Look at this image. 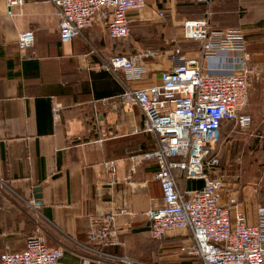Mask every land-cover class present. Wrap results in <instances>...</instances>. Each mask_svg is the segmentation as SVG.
<instances>
[{"label": "crops", "instance_id": "1", "mask_svg": "<svg viewBox=\"0 0 264 264\" xmlns=\"http://www.w3.org/2000/svg\"><path fill=\"white\" fill-rule=\"evenodd\" d=\"M240 7L246 9L241 18ZM205 14L211 29L240 28L252 70L243 108L250 126L223 121L207 160L218 164L205 170L222 181L220 204L229 207L231 221L241 212L247 225L258 223L264 185V0H146L143 9L128 13V37L111 39L103 24L108 16H102L66 43L59 40L58 10L48 0H25L10 15L6 0H0V253L22 250L39 228L48 246L63 250L58 264H114L89 249L87 232L92 219L126 209L128 215L114 218L117 245L106 248L108 254L136 264H201L181 251L193 245L190 231L161 240L149 235L146 215L161 205L162 192L154 178L157 165L144 155L155 150L156 139L142 132L141 110L119 97L126 89L158 84L176 49L196 57L198 47L182 39L181 25ZM26 31H33L34 43L20 51L18 35ZM146 51L153 56L143 62L138 80L104 68L111 57ZM235 61L232 51L209 59L203 70L219 73ZM108 162L115 165L113 177ZM174 176L180 191L203 186L179 171ZM37 187L40 206L34 204Z\"/></svg>", "mask_w": 264, "mask_h": 264}, {"label": "built area", "instance_id": "2", "mask_svg": "<svg viewBox=\"0 0 264 264\" xmlns=\"http://www.w3.org/2000/svg\"><path fill=\"white\" fill-rule=\"evenodd\" d=\"M58 10L61 43L70 42L96 20L103 23L108 36L114 40L128 37V13L146 6V0H48ZM25 0H6L8 14L21 7ZM158 17H163L159 12ZM182 39L198 47V55L188 58L176 49L170 57L171 68L160 74L158 84L144 89H126L119 97L122 104L137 106L143 114L142 132L154 135L156 148L144 155L157 165L154 178L162 192V203L147 213L149 235L161 240L179 231L188 230L193 245L182 248L187 256L201 264H264V185L262 205L258 208V223L247 225L244 215L237 212L231 221L230 209L220 204L223 183L211 177L207 165L211 151L220 138L223 121H234L241 129L250 126L251 118L243 113L250 86L249 54L239 29H211L208 15L186 20L181 25ZM34 43L33 31L18 35V48L24 51ZM235 52L236 61L219 73L203 70L209 59ZM153 56L149 51L135 55L111 57L104 68L121 70L128 81L140 79L145 72L143 62ZM105 167L113 177L115 167ZM185 179L202 180L200 189L180 191L174 172ZM236 199L230 200L234 205ZM126 209L92 219L87 232L89 249L114 264H136L108 254L105 249L117 245L114 229L116 215H128ZM63 250L46 244L39 228L28 235L22 250H5L0 264H58Z\"/></svg>", "mask_w": 264, "mask_h": 264}, {"label": "rangeland", "instance_id": "3", "mask_svg": "<svg viewBox=\"0 0 264 264\" xmlns=\"http://www.w3.org/2000/svg\"><path fill=\"white\" fill-rule=\"evenodd\" d=\"M245 14H246V9L240 7L238 9V15H239V17L241 18ZM227 19H229V21H231V22L233 21L231 17H229ZM224 29H239L240 30V28L238 26H236V25H232V26H229V27L224 28ZM224 29H221V30H224ZM180 40H181V37H180Z\"/></svg>", "mask_w": 264, "mask_h": 264}, {"label": "water", "instance_id": "4", "mask_svg": "<svg viewBox=\"0 0 264 264\" xmlns=\"http://www.w3.org/2000/svg\"><path fill=\"white\" fill-rule=\"evenodd\" d=\"M40 192H41V189L39 187L35 188L34 189V199H35V205L36 206H40L41 205V201H40V198H41V195H40Z\"/></svg>", "mask_w": 264, "mask_h": 264}, {"label": "trees", "instance_id": "5", "mask_svg": "<svg viewBox=\"0 0 264 264\" xmlns=\"http://www.w3.org/2000/svg\"><path fill=\"white\" fill-rule=\"evenodd\" d=\"M1 253H2V252H1ZM1 253H0V254H1Z\"/></svg>", "mask_w": 264, "mask_h": 264}]
</instances>
